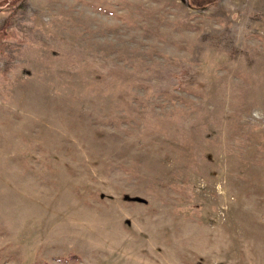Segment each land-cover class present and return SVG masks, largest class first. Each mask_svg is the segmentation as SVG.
I'll use <instances>...</instances> for the list:
<instances>
[{"label":"rangeland","instance_id":"374dc122","mask_svg":"<svg viewBox=\"0 0 264 264\" xmlns=\"http://www.w3.org/2000/svg\"><path fill=\"white\" fill-rule=\"evenodd\" d=\"M0 264H264V0H0Z\"/></svg>","mask_w":264,"mask_h":264},{"label":"trees","instance_id":"16d2710c","mask_svg":"<svg viewBox=\"0 0 264 264\" xmlns=\"http://www.w3.org/2000/svg\"><path fill=\"white\" fill-rule=\"evenodd\" d=\"M63 262H66V261H69V260H75V257L74 256H72V255H70V256H68V257H66V258H64V259H61Z\"/></svg>","mask_w":264,"mask_h":264}]
</instances>
